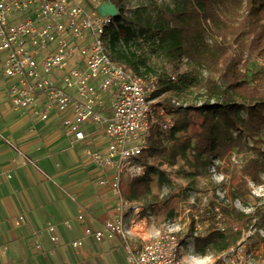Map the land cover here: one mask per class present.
<instances>
[{"label":"built area","instance_id":"obj_1","mask_svg":"<svg viewBox=\"0 0 264 264\" xmlns=\"http://www.w3.org/2000/svg\"><path fill=\"white\" fill-rule=\"evenodd\" d=\"M110 4V0H0V67L12 83L7 90L12 109L41 121L52 114H66L63 126L75 141L85 138L82 125L86 122L100 126L108 139L106 152H86L98 169L113 172L101 185L108 184L119 201L118 217L107 220L100 230H84L85 237L96 241L115 235L126 239L121 214L129 203L122 197L123 181L144 174L146 167L138 159L151 130L167 132L173 125L153 117L156 84L125 69L108 53L105 35L114 17L102 10ZM0 179L9 180L11 175L0 171ZM130 210L133 217L141 213L135 205ZM211 213L215 221H221L220 206L215 205ZM76 220L82 221L83 216ZM21 223L22 218L15 221ZM63 223L71 227L69 221ZM48 231L56 242L55 228L48 226ZM201 231L196 224L194 237ZM259 235L264 240V229H259ZM248 238L244 234L217 253L212 264H263L264 259L255 260L257 253L250 249ZM71 245L77 249L80 242ZM181 249L175 231L166 230L136 248L127 246L125 263L184 264ZM5 251L0 244V256Z\"/></svg>","mask_w":264,"mask_h":264},{"label":"trees","instance_id":"obj_2","mask_svg":"<svg viewBox=\"0 0 264 264\" xmlns=\"http://www.w3.org/2000/svg\"><path fill=\"white\" fill-rule=\"evenodd\" d=\"M110 1L121 11V0ZM150 13L155 24L163 20L180 35L184 56L207 72L203 83L207 102L198 108H183L193 111L198 120L182 118L167 132L158 128L151 130L146 149L138 159L146 172L126 182L124 188L121 186L122 197L129 202H141L151 195L154 175L159 180L165 179L161 172L149 166L150 160L163 156L168 150L165 140L173 143L169 152L171 162L179 159L198 175L208 168L212 159L222 160L230 151H242L249 139L264 135V0H174L172 7L153 8ZM114 21H118L117 16L113 18V25ZM206 27L216 32L219 43H208ZM230 42L236 45L235 51ZM251 58L261 60L263 65L251 63ZM171 79L160 74L155 82L156 91L168 89ZM198 82L196 76L178 78L181 88L195 86ZM177 133H186V136L176 137ZM252 164L256 166L255 171L257 166L262 167L256 162ZM243 174L253 177L255 172L245 167ZM233 193L239 197L249 194L246 180L237 184ZM213 208L211 202L209 209L201 214L202 221H210L205 234L195 238L201 255L207 250L215 253L225 250L241 239L250 226L259 225L264 229L263 208L246 214L220 206V222L215 221ZM220 226L225 230L221 231Z\"/></svg>","mask_w":264,"mask_h":264},{"label":"crops","instance_id":"obj_3","mask_svg":"<svg viewBox=\"0 0 264 264\" xmlns=\"http://www.w3.org/2000/svg\"><path fill=\"white\" fill-rule=\"evenodd\" d=\"M1 71L0 67V171L11 179H0V244L6 247L0 264H126L127 246L152 241L160 231L147 226L142 213L133 217L130 206L142 208L127 201L126 218L122 216L125 240L117 235L100 241L84 236L86 228L100 230L119 214L118 198L108 184L101 185L113 172L98 169L86 155L106 152L108 139L101 127L84 123L85 138L75 141L65 132L66 114L41 121L13 110L7 100L12 83ZM4 106L11 112L5 113ZM78 215L82 221L76 220ZM18 218L20 225L15 224ZM48 226L55 228L56 242L50 240ZM75 241L80 242L77 249L71 245ZM184 241L183 247L193 244L190 236ZM181 259L184 264H212L210 257Z\"/></svg>","mask_w":264,"mask_h":264},{"label":"rangeland","instance_id":"obj_4","mask_svg":"<svg viewBox=\"0 0 264 264\" xmlns=\"http://www.w3.org/2000/svg\"><path fill=\"white\" fill-rule=\"evenodd\" d=\"M173 4L174 0H121V11L114 6L118 21H114L110 31L106 33L105 47L121 66L147 82L155 83L160 74L174 78L168 89L157 90L152 95V113L154 119H166L175 124L182 118L198 120L193 111L183 108H198L207 102L203 87L207 72L184 56L181 37L176 31L163 20L160 24H155L154 16L150 13L153 8L162 9L167 5L172 7ZM205 35L212 45L220 42L211 27H206ZM232 49L236 50L233 43ZM250 61L263 65L259 59L251 58ZM181 75L196 76L199 82L195 86L181 88L178 83ZM211 78L216 79L214 76ZM173 101L179 105L174 106ZM5 109V113L11 112L9 107ZM175 136L185 138L186 133H177ZM164 144L168 148L166 153L150 160L149 166L161 172L165 179L159 180L157 175L153 176L151 195L136 202L142 208L140 217L145 219L147 226L154 228L155 232L160 231V234L166 230H174L182 245L185 244L186 237L193 238L192 246H182L181 257L213 259L217 253L212 250L201 255L200 247L195 242L194 227L196 224L201 226L202 231L197 236L201 238L210 224L209 220H201V214L211 202L214 206L235 208L246 214L264 209V135L249 139L247 147L242 151H230L222 160L212 159L208 168L198 175H194L193 169L187 168L179 159L172 163L169 152L173 143L165 140ZM252 162L262 167L257 166L255 171L256 166ZM245 167L255 172L253 177L243 174ZM130 180L125 178L123 188ZM242 180H246L250 193L239 197L233 192ZM116 202V206H119V201ZM127 208L124 207L122 213L125 218ZM260 228L259 225L250 226L243 232V235L249 236L247 242L250 249L257 253L255 260L264 259V240L259 235ZM156 236L150 240H154Z\"/></svg>","mask_w":264,"mask_h":264},{"label":"water","instance_id":"obj_5","mask_svg":"<svg viewBox=\"0 0 264 264\" xmlns=\"http://www.w3.org/2000/svg\"><path fill=\"white\" fill-rule=\"evenodd\" d=\"M114 6H115V5H114L113 3H111L109 6L103 8L102 11H103V12H107V13H109L110 15H112L113 17H115L117 11H116V8H115Z\"/></svg>","mask_w":264,"mask_h":264}]
</instances>
